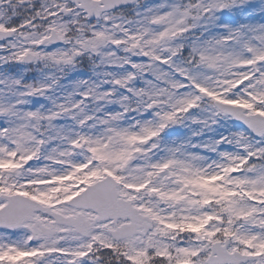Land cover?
Segmentation results:
<instances>
[{
	"label": "snow or ice",
	"instance_id": "snow-or-ice-1",
	"mask_svg": "<svg viewBox=\"0 0 264 264\" xmlns=\"http://www.w3.org/2000/svg\"><path fill=\"white\" fill-rule=\"evenodd\" d=\"M0 264H264V0H0Z\"/></svg>",
	"mask_w": 264,
	"mask_h": 264
},
{
	"label": "rangeland",
	"instance_id": "rangeland-1",
	"mask_svg": "<svg viewBox=\"0 0 264 264\" xmlns=\"http://www.w3.org/2000/svg\"><path fill=\"white\" fill-rule=\"evenodd\" d=\"M254 3H259V0H253Z\"/></svg>",
	"mask_w": 264,
	"mask_h": 264
}]
</instances>
